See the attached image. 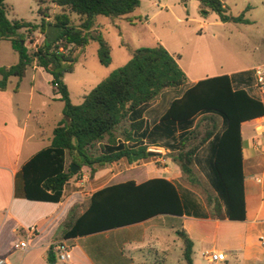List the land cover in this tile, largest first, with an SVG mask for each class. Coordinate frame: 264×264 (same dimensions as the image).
<instances>
[{"label":"trees","instance_id":"1","mask_svg":"<svg viewBox=\"0 0 264 264\" xmlns=\"http://www.w3.org/2000/svg\"><path fill=\"white\" fill-rule=\"evenodd\" d=\"M195 1L201 12L215 13L221 23H251L246 12L232 15L222 0ZM53 2L62 8V13L55 15L51 22L47 9L40 7L41 24L36 25L10 20L6 0H0V42L9 41L19 58L15 65L0 67V91L8 89L12 78L20 82L28 69L36 66L52 77L53 92L60 95L59 100L64 104V118L53 130L50 146L36 153L21 169L25 198L60 203L66 187L84 168L93 180L96 173L114 163L124 159L132 163L133 156L148 151L147 144L169 149V155L179 163L182 177L197 185V154L213 139L207 179L215 196L206 198L208 216L214 220L244 221L245 144L241 125L261 118L263 105L245 90H234L230 77L225 75L197 83L173 101L158 124L148 128L143 118L144 107L164 91L188 83L178 59L161 44L136 49L126 65L111 72L84 97L82 104L75 105L64 78L74 72L79 54L97 42L100 63L104 66L112 63L111 46L98 32L95 19L128 17L140 8L141 0ZM72 14L83 19L80 25L72 23ZM38 30L43 41L30 50L26 45L27 35ZM221 124L224 131L216 135ZM122 125L121 137H118L116 132ZM73 164L79 167L76 173L71 172ZM158 215H185L177 187L162 178L140 185L129 181L95 193L78 219L74 220L70 214L65 228L71 229L65 237L132 225ZM176 233L184 244L185 264H193V241L183 230ZM53 251L54 247L49 252L51 264L55 262Z\"/></svg>","mask_w":264,"mask_h":264},{"label":"crops","instance_id":"2","mask_svg":"<svg viewBox=\"0 0 264 264\" xmlns=\"http://www.w3.org/2000/svg\"><path fill=\"white\" fill-rule=\"evenodd\" d=\"M222 1L228 4V0ZM158 2L162 0H141L140 8L134 13L145 14L148 20H152L160 13L153 12L149 17L150 10L159 6ZM7 42L9 41L0 42V67L15 65L19 59L11 43L8 46ZM262 63L264 59L258 62L259 65ZM236 74L228 71L194 78L186 74V85L164 91L156 101L144 107L146 126L153 128L173 101L181 98L200 81L210 78L227 75L234 90H245L249 96L258 100L254 82L245 81ZM51 80L52 77L42 68L33 66L20 82L12 78L8 89L0 91V259L4 260V264H51L49 252L61 241L71 246L70 260L60 262L54 250L55 262L52 264H159L157 261L160 257L162 264H167L176 248H181L183 256V241L178 245L175 238L178 230L186 232L194 243L193 251L198 250L201 256L208 250L224 254L225 260H207L209 264H264V247L260 243V238L264 237V138L261 135L254 136L250 129V125L258 119L241 125L245 144L244 221L214 220L208 216L207 211L198 210L194 198L184 196L180 191L181 170L170 167L163 169L162 176L154 177L143 169L121 179L116 178L109 167L96 173L93 180L87 176L80 181L74 179L66 187L60 203L27 200L21 169L36 153L50 146L53 130L64 118L62 108L57 114L59 119L55 121L51 136L48 137L41 120L46 118L50 101H58L60 98V95L53 92ZM43 81L47 85L45 91L42 88ZM169 91L176 94L169 98L165 111L158 114L159 105L163 103L162 96ZM257 129L259 127L255 130ZM223 131L224 126L221 124L216 135H221ZM214 143L212 139L197 154V161L208 169L207 177L210 175ZM159 148L171 153L169 149ZM157 178L166 179L177 187L185 205V215H158L132 225L65 237L71 229L65 228L70 214L74 220L81 217L95 193L129 181L140 185ZM87 180L90 182L89 190H80L79 187ZM178 219L181 221L180 225L176 224ZM29 232V248L26 251L16 249L18 243L27 239Z\"/></svg>","mask_w":264,"mask_h":264},{"label":"rangeland","instance_id":"3","mask_svg":"<svg viewBox=\"0 0 264 264\" xmlns=\"http://www.w3.org/2000/svg\"><path fill=\"white\" fill-rule=\"evenodd\" d=\"M158 4L157 8L149 12V17L153 12H160L152 20H148L145 14L140 15L138 12L116 20L103 16L95 19L98 32L102 33L111 46L112 63L109 66L100 63L97 42H92L79 54L74 72L67 74L64 78L73 104H82L84 97L111 72L128 63L136 49L155 47L158 44L163 45L178 59L181 68L191 78L234 71L237 73L236 76H241L245 81L254 82V69L259 65L258 62L264 59V0H228L227 5L231 9V14L238 16L246 12V18L251 22L250 24H222L215 13L209 12L208 15H204L195 0H162ZM6 5L8 6L7 17L10 20L18 19L36 25L41 24L40 7L47 9L51 22L54 21L55 15L62 13V8L53 0H6ZM71 20L74 25H80L83 21L75 14L71 15ZM27 37L29 38L26 45L30 50L39 44L37 41L43 40L39 30ZM6 44L10 46L9 42ZM42 88L43 91L47 88L44 81ZM175 94L174 91L164 93L158 114L165 111L169 98ZM50 104L46 118L41 120V125L47 131L48 137L51 136L55 121L59 119L57 114L64 107L60 100L50 101ZM256 127H259L258 122L250 125L254 136L260 135L258 131L255 132ZM122 128L123 125L118 128L116 136L121 137ZM156 144L161 143L156 142ZM147 147V152L157 155L141 158L132 163L126 159L115 163L111 169L116 178H126L130 176L129 173L143 169L154 177L162 176L163 169L168 167L177 171L180 169L179 163L172 155L153 144H147ZM195 171L199 184L191 185L182 177L179 188L184 196L190 195L194 198L198 204V210L208 213L206 198L215 196L207 179L208 169L197 161ZM85 176L90 178L87 168L75 177V181L83 180ZM89 183L87 180L79 189L88 191ZM176 224L180 225L181 221L178 219ZM175 238L177 244L181 245L182 238L177 234ZM193 259L195 264H209L198 250H195ZM157 263L162 264L161 257L158 258ZM167 264H185L180 247L173 251Z\"/></svg>","mask_w":264,"mask_h":264},{"label":"built area","instance_id":"4","mask_svg":"<svg viewBox=\"0 0 264 264\" xmlns=\"http://www.w3.org/2000/svg\"><path fill=\"white\" fill-rule=\"evenodd\" d=\"M254 85L258 93V101L263 105L264 108V63L255 67L254 72ZM259 123V129L256 131L264 138V115L257 120ZM152 151V150H151ZM31 236V232L26 240L18 243L15 247L16 249L26 251L29 248L28 239ZM260 243L264 247V237L260 238ZM54 250L57 256V259L60 262L66 263L70 260L71 257V246L65 242L61 241L55 244ZM202 256L207 259L211 260L212 262H220L225 260V256L222 253L213 252V251H205L203 252ZM0 264H4V260L0 259Z\"/></svg>","mask_w":264,"mask_h":264},{"label":"water","instance_id":"5","mask_svg":"<svg viewBox=\"0 0 264 264\" xmlns=\"http://www.w3.org/2000/svg\"><path fill=\"white\" fill-rule=\"evenodd\" d=\"M204 15H207L206 13H203ZM155 155L154 153H151V152H142V153H139L135 156H133V162H136L137 160L141 159V158H145V157H151ZM79 167L75 164L72 165V168H71V172L72 173H76L78 171Z\"/></svg>","mask_w":264,"mask_h":264}]
</instances>
